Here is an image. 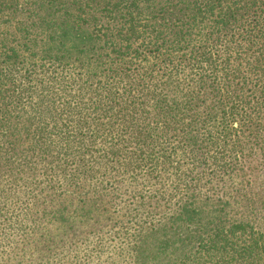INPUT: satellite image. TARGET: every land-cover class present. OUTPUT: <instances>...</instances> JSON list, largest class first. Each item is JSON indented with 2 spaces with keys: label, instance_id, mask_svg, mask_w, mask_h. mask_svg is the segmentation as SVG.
Returning <instances> with one entry per match:
<instances>
[{
  "label": "trees",
  "instance_id": "16d2710c",
  "mask_svg": "<svg viewBox=\"0 0 264 264\" xmlns=\"http://www.w3.org/2000/svg\"><path fill=\"white\" fill-rule=\"evenodd\" d=\"M120 255L264 264V0H0V264Z\"/></svg>",
  "mask_w": 264,
  "mask_h": 264
},
{
  "label": "rangeland",
  "instance_id": "374dc122",
  "mask_svg": "<svg viewBox=\"0 0 264 264\" xmlns=\"http://www.w3.org/2000/svg\"><path fill=\"white\" fill-rule=\"evenodd\" d=\"M235 126L238 127V130H232V139L235 138L236 140V143L238 140L241 139V146L242 148H239L240 146L238 145V149L241 150L240 151V155H241V158L239 160V162L241 163H250V162H253L254 164H257L259 163L258 160H260L259 158H255L252 156V151H250V149H247L249 146H252V145H256V142H254L251 134H250V128L249 126H243L241 127L239 125V122L236 121L235 123ZM240 126V127H239ZM258 127V126H257ZM216 130L214 131L215 135H216ZM238 132H245V134L248 135L247 139H245V136L243 134H236ZM214 134L212 133V136ZM241 136L240 138H238V136ZM212 141H214L213 143V146H216L218 145L219 147H223L224 149L221 151V155H223V159L224 158H227L229 160H231L232 158L230 157V153L232 152L231 151V145L233 144V142L230 141L229 137L228 136H225V135H218L216 136L214 139H211ZM234 140V139H233ZM244 143L245 144H248L247 147L244 146ZM238 144V143H237ZM201 147H206V146H212V143H209L207 144V142H205L204 144H200ZM212 148V147H210ZM244 148V149H243ZM243 149V150H242ZM117 244V246L120 244L119 241L115 242ZM115 245V244H113ZM110 250L113 249V246L111 248H109ZM128 250V247H126V251ZM131 255H120V256H117V260H118V264H130L131 262V258H130ZM115 258V257H114ZM124 259V260H123Z\"/></svg>",
  "mask_w": 264,
  "mask_h": 264
}]
</instances>
